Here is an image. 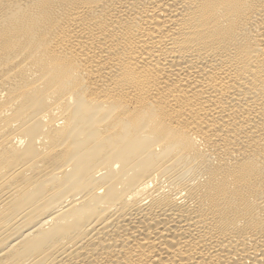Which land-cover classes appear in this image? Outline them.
<instances>
[{"label": "bare ground", "instance_id": "obj_1", "mask_svg": "<svg viewBox=\"0 0 264 264\" xmlns=\"http://www.w3.org/2000/svg\"><path fill=\"white\" fill-rule=\"evenodd\" d=\"M0 264H264V0H0Z\"/></svg>", "mask_w": 264, "mask_h": 264}]
</instances>
